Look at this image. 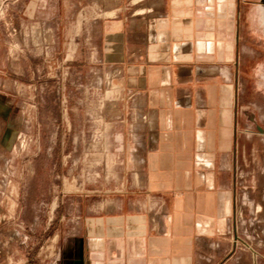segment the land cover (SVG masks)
Listing matches in <instances>:
<instances>
[{
  "label": "crops",
  "instance_id": "obj_1",
  "mask_svg": "<svg viewBox=\"0 0 264 264\" xmlns=\"http://www.w3.org/2000/svg\"><path fill=\"white\" fill-rule=\"evenodd\" d=\"M89 8L91 20L71 28L63 0L60 30L86 34V51L120 74L113 127L122 198L80 236L86 264H256L230 233L244 178L239 88L254 76L248 60L264 51V0H92ZM14 116V101L0 94V151L12 149ZM151 199L160 214L148 210Z\"/></svg>",
  "mask_w": 264,
  "mask_h": 264
},
{
  "label": "rangeland",
  "instance_id": "obj_2",
  "mask_svg": "<svg viewBox=\"0 0 264 264\" xmlns=\"http://www.w3.org/2000/svg\"><path fill=\"white\" fill-rule=\"evenodd\" d=\"M65 1L63 18L71 28L91 20L92 0ZM62 3L0 0V94L16 106L12 149L0 151V264H60L74 240L88 234L90 221L122 198L121 148L113 127L120 74L101 53L86 51V34L61 33ZM262 48L256 62L248 60L254 76L239 88L244 178L230 233L256 264H264ZM147 206L160 214L154 199Z\"/></svg>",
  "mask_w": 264,
  "mask_h": 264
},
{
  "label": "flooded vegetation",
  "instance_id": "obj_3",
  "mask_svg": "<svg viewBox=\"0 0 264 264\" xmlns=\"http://www.w3.org/2000/svg\"><path fill=\"white\" fill-rule=\"evenodd\" d=\"M81 255L83 256V264H86L85 240L79 237L74 240L70 253L64 254L60 264H80Z\"/></svg>",
  "mask_w": 264,
  "mask_h": 264
},
{
  "label": "water",
  "instance_id": "obj_4",
  "mask_svg": "<svg viewBox=\"0 0 264 264\" xmlns=\"http://www.w3.org/2000/svg\"><path fill=\"white\" fill-rule=\"evenodd\" d=\"M80 264H83V256L81 255Z\"/></svg>",
  "mask_w": 264,
  "mask_h": 264
}]
</instances>
